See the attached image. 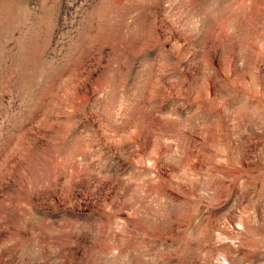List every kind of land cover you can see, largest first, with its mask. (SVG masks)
Returning <instances> with one entry per match:
<instances>
[{
	"label": "rangeland",
	"instance_id": "obj_1",
	"mask_svg": "<svg viewBox=\"0 0 264 264\" xmlns=\"http://www.w3.org/2000/svg\"><path fill=\"white\" fill-rule=\"evenodd\" d=\"M0 264H264V0H0Z\"/></svg>",
	"mask_w": 264,
	"mask_h": 264
}]
</instances>
